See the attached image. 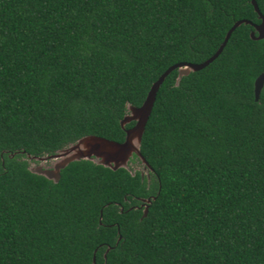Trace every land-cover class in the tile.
I'll list each match as a JSON object with an SVG mask.
<instances>
[{"label":"trees","instance_id":"1","mask_svg":"<svg viewBox=\"0 0 264 264\" xmlns=\"http://www.w3.org/2000/svg\"><path fill=\"white\" fill-rule=\"evenodd\" d=\"M239 19L260 22L250 0H0V264H264L251 24L164 77L139 141L147 176L79 159L53 182L25 159L86 135L122 142L127 106Z\"/></svg>","mask_w":264,"mask_h":264},{"label":"water","instance_id":"2","mask_svg":"<svg viewBox=\"0 0 264 264\" xmlns=\"http://www.w3.org/2000/svg\"><path fill=\"white\" fill-rule=\"evenodd\" d=\"M250 3L253 6V9L257 13L258 18L260 19L259 23H251L247 19H239L232 23V25L228 28L226 31L222 42L219 44L218 48L215 50V52L206 58L205 60L199 62V63H191V62H179L175 63L169 67H167L158 77L155 81L152 82L150 85L146 96L142 103L139 106H127V110L130 111L129 115H124L123 118L119 121L120 125L123 126L125 123L129 121H134L133 125L129 128L125 129V136L124 140L122 142H116L113 140H109L103 137H98L94 135H86L79 139H77L75 142L65 146L57 150L55 153H58L57 155H64L61 157V159L56 162L52 169H41L37 167L34 171L29 169L31 172H34L36 174L43 175L47 179H51L53 182H56L59 177V170L65 166L68 162L73 160H79V159H87L90 160L96 164H101L103 166L109 167L111 169H115L117 167H123L124 166L128 155L133 152L136 157L143 163L144 167L147 169H151L150 166L147 164L145 159L142 157V155L139 152V141L141 137V133L144 127V124L147 120V117L150 113L155 92L160 85V83L163 81L164 77L173 69L178 70V77L181 74H186L189 71H195L198 69H201L205 65H207L209 62H211L222 50L227 38L229 37L231 31L238 26L240 23H248L253 26L254 31L256 32V35H253V32H250V37L255 39H260L264 37V17L259 12V9L256 5L255 0H250ZM264 79V72H261L253 82V96L254 99L257 100L260 89L263 84ZM83 142L85 149H82L80 147V143ZM61 151V152H59ZM70 152V153H69ZM91 155H94L96 157H100V160L93 161L91 159ZM34 157V156H31ZM36 157V156H35ZM112 164V165H111ZM151 199H154V196L151 197ZM150 201V198L143 199V202H145L144 209H143V216L146 213L147 209V203ZM92 262L94 264V258L92 259Z\"/></svg>","mask_w":264,"mask_h":264},{"label":"rangeland","instance_id":"3","mask_svg":"<svg viewBox=\"0 0 264 264\" xmlns=\"http://www.w3.org/2000/svg\"><path fill=\"white\" fill-rule=\"evenodd\" d=\"M130 111L127 110L126 115H129ZM80 147L82 149H85L86 147L84 146V143L81 142L80 143ZM66 148L64 147L63 150H65ZM61 152V151H59ZM70 153V152H69ZM58 153H53L51 155H43V156H25V159L27 161V166L29 169L31 170H35L37 167L41 168V169H52L54 164L56 162H58L62 156L64 155H57ZM91 159L93 161H98L100 160V157H96L94 155L90 156ZM112 165V164H111ZM124 166L130 170L131 173H133L134 171L138 170L142 175L147 176L148 175V171L147 169L144 167L143 163L136 157V155L131 152L128 157L127 160L124 164Z\"/></svg>","mask_w":264,"mask_h":264}]
</instances>
